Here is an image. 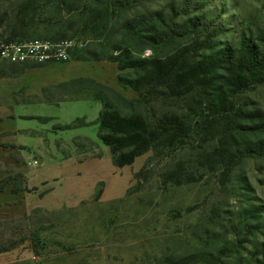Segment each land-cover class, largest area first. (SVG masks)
I'll return each instance as SVG.
<instances>
[{
    "label": "rangeland",
    "instance_id": "rangeland-1",
    "mask_svg": "<svg viewBox=\"0 0 264 264\" xmlns=\"http://www.w3.org/2000/svg\"><path fill=\"white\" fill-rule=\"evenodd\" d=\"M24 1L0 0V18L8 14L1 34L8 35L7 26ZM72 2L75 10L68 13L57 7L58 0H38L37 17L27 28L32 37L65 32L74 38L79 50L72 60L34 67L0 61V184L22 174L0 193V242L28 238L0 253V264H159L165 255L199 252L206 254L203 264H258L264 226H249L264 224V213L256 221L247 210L264 208V158L243 159L228 177L222 176V170L202 159L216 141L206 134L208 129L197 126L192 97H175L164 85L136 92L118 80L120 74L135 78L131 69L120 71L117 62L96 60L91 54L111 53L119 45L134 58L164 59L192 43L188 34L156 44L143 32L123 26L154 12L174 24L198 16L223 24L228 31L216 39L219 45L237 48L244 37L258 45L264 32V0H197L195 5L132 0L126 7L112 3L97 19L104 3ZM159 29L168 31L163 24ZM88 80L108 91L121 114L139 115L151 126L165 115H177L189 126V136L175 146L165 139L132 165L115 167L94 124L102 103L94 98L97 88ZM237 106L264 112V86L240 92ZM77 119L87 125L64 129ZM77 137L92 143L81 140L83 147L76 149ZM144 168L150 175L138 188L136 174ZM175 170L177 185L164 183L162 176ZM15 183L27 193L12 194ZM100 189L101 197L94 201ZM36 208L52 217L40 215L22 223ZM41 224L39 239L32 238Z\"/></svg>",
    "mask_w": 264,
    "mask_h": 264
},
{
    "label": "trees",
    "instance_id": "trees-1",
    "mask_svg": "<svg viewBox=\"0 0 264 264\" xmlns=\"http://www.w3.org/2000/svg\"><path fill=\"white\" fill-rule=\"evenodd\" d=\"M38 0H25L18 5L13 22L7 26L8 35L0 33V38L8 40H74L66 33L50 37H32L27 33V28L32 20L37 17ZM73 0H58L57 7L71 13ZM189 4L197 0H184ZM98 5H105L95 15L99 18L110 5L116 4L121 7L129 6L132 0H95ZM195 5V4H192ZM206 4H202L205 7ZM60 11V15H61ZM104 11V12H103ZM0 18V27L5 23L8 14ZM160 24L166 26L168 31H161ZM129 30H139L153 43L162 44L171 35H193L191 44L178 50L164 59L159 58H134L130 51L122 46L112 48L113 52L104 55L92 52L96 60H111L118 63L120 71L131 69L135 78L120 74L118 80L123 85L131 87L139 92L153 85H164L175 97H192L195 111L198 113L197 126L200 130L208 129L212 140L216 141L214 149L203 156L209 166L222 170V176H229L231 171L238 166L239 162L248 158H264V112L261 110H245L237 106V96L240 92L254 87L264 86V32L259 36L256 45L250 39L242 38L237 48L229 44H221L216 39L228 30L223 24L215 25L212 19L198 16L186 21L184 24H174L164 17L162 12L153 14H141L123 23ZM79 47L74 48L70 54L72 60ZM203 53V54H201ZM196 56V57H195ZM198 58L195 59V58ZM23 67H34L41 64H21ZM88 83L94 84L91 80ZM94 98L102 103V109L94 124L99 127V138L102 143L109 147L113 165L122 168L132 165L136 158L143 156L149 151H156L166 139L170 145L175 146L189 136V126L177 115H165L151 126L139 115H123L113 107L106 92H103L98 84H94ZM38 119H42L39 117ZM87 123L84 119H77L73 123L63 126L65 130L83 127ZM92 143L89 138L77 137L74 140L76 149L83 147L80 141ZM101 154L92 158H100ZM145 168L136 174L139 186L144 184L150 173H145ZM146 176V177H145ZM22 174L9 176L0 184V193L12 180L21 178ZM177 170L166 172L162 176L164 183H174L179 179ZM103 184L100 183V186ZM27 191L17 183L14 184L12 194ZM100 189L94 201L101 197ZM128 195L129 192H128ZM251 220L259 221L263 218L264 208L252 206L247 210ZM40 215L48 217L50 212L36 208L31 215L25 214L21 219L26 225L33 218ZM52 217V216H51ZM49 223L52 221H48ZM42 223V222H41ZM264 226L259 223L252 228ZM44 230L42 224L38 231L32 233V238L39 239V232ZM26 236L20 241H10L7 244L0 242V253H6L15 249ZM203 252L186 255H165L159 264H203L206 259ZM259 255L262 260L258 264H264V244H261Z\"/></svg>",
    "mask_w": 264,
    "mask_h": 264
},
{
    "label": "built area",
    "instance_id": "built-area-1",
    "mask_svg": "<svg viewBox=\"0 0 264 264\" xmlns=\"http://www.w3.org/2000/svg\"><path fill=\"white\" fill-rule=\"evenodd\" d=\"M79 47L74 40L17 41L0 38V61L11 64H46L70 60L71 51Z\"/></svg>",
    "mask_w": 264,
    "mask_h": 264
}]
</instances>
